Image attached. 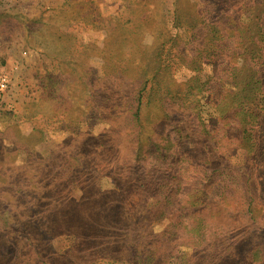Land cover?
<instances>
[{
	"label": "rangeland",
	"instance_id": "1",
	"mask_svg": "<svg viewBox=\"0 0 264 264\" xmlns=\"http://www.w3.org/2000/svg\"><path fill=\"white\" fill-rule=\"evenodd\" d=\"M223 1L211 17L209 0H0V264H261L243 255L254 228L238 215L235 256L216 236L200 253L203 238L170 234L173 213L155 206L165 190L146 198L136 184L140 148L175 182L184 162L224 174L250 164L264 219V117L243 125L241 107L247 98L264 113V57L207 26L264 13L250 6L260 0ZM234 68L261 78L246 97ZM222 172L191 197L228 192L215 221L244 201ZM186 174L207 182L208 171Z\"/></svg>",
	"mask_w": 264,
	"mask_h": 264
},
{
	"label": "trees",
	"instance_id": "2",
	"mask_svg": "<svg viewBox=\"0 0 264 264\" xmlns=\"http://www.w3.org/2000/svg\"><path fill=\"white\" fill-rule=\"evenodd\" d=\"M207 11L211 14V17L219 13L222 9L225 10L224 7L228 6L226 2L223 0H209L206 2ZM244 5V6H243ZM242 5V11L245 10V4ZM252 9L256 11H260L264 13V0H260L258 2L253 1V5H250ZM249 13V9L247 10ZM248 15L247 20H242L241 18L234 19L230 22H227L230 25V28H226V22L222 20V18H215L216 20H211L208 23V27L211 30L212 34L218 33L226 36L227 32H232L233 34H237L239 37V44L243 46L242 40L244 37V41H247V45L250 47L245 48L244 54H250L254 57V61H258L259 55L264 57V46H261V42L264 38V16H253V14ZM180 14L177 12V19H179ZM260 36L262 37L261 39ZM255 49L257 50V56L254 55ZM263 51V52H262ZM254 68V67H253ZM242 69V68H240ZM238 69H233V79H235V92L237 94H245L249 90V85L251 83L255 84L261 80V78H257L256 75L253 74L252 71L248 72L245 68L243 72H238ZM255 89L251 90V95L255 94ZM244 96V95H243ZM246 97V96H244ZM142 97L139 96L138 102L140 104ZM242 100H239L241 102ZM250 99H245L242 103L243 115L242 124L245 125L244 118L248 120L249 116L252 114H256L255 117L261 115L264 117L263 112L256 113L254 108L258 109V106H253L254 104ZM254 117V118H255ZM249 124L251 122L248 120ZM258 126L262 128L264 126L263 122L257 121ZM245 132V131H244ZM246 134V132H245ZM183 141V138L181 139ZM141 145V144H140ZM262 145V141L257 142L254 145V149L260 147ZM148 147L150 145L148 144ZM186 146L184 144H179V147L176 151V154L185 150ZM250 151V150H249ZM138 153H143L142 159L147 162L146 168H142L139 170V177L136 181L137 186L140 187L142 194L147 198L148 192L150 189H164L167 195H165L164 199L157 200V205H161L164 213L171 211L173 213L171 225L169 224L170 234H172V230L177 233V239L187 237L189 239V243L191 246L196 247L200 239L206 245L205 248H201L198 252L207 253L208 244L212 237L219 239L222 241L224 237L227 239V247L224 249L226 256H235L234 253L238 251L237 245H239V241L236 236V230L230 225V216L238 215L240 219L244 220L248 226L252 227L254 235L252 237L247 238L245 236V242H248L247 245L242 251L243 255L247 256L251 259L250 262H254V259H259V256H264V219L260 217L259 213L256 210V205L258 204V199L261 194L262 187H257L256 181L254 180V175H252V167L247 164L243 169H234L231 165H226L224 174L218 166H213L211 168H207L206 163L196 164V161L193 162H184L182 167L178 170L180 173V178L178 181H174L175 176H171L170 172L174 170V168H170V170L165 168H159L157 166L154 159V152L148 153L147 148L144 150H138ZM147 154H145V153ZM180 153L178 154V160L180 159ZM137 156V155H136ZM156 156V154H155ZM159 156V155H158ZM156 156V158L158 157ZM166 157V153L164 154ZM135 157V155H134ZM163 157L160 155V158ZM164 157V158H165ZM255 159V158H254ZM252 164V162H251ZM208 169V170H207ZM253 169V168H252ZM205 172L208 171L207 182H203V177L198 178V180H193L186 173L190 172L193 174L194 172ZM217 171L222 172L221 175H224L225 178H230L232 181H236L240 185H243V189L245 191L244 201L240 208H236L235 210L223 211L222 219L216 220L213 212V208L215 204H222L226 202L227 198H224L226 194L221 196V199L218 201H213V199L204 200L201 196H193L192 192L195 193L194 190L197 189H205L207 184L210 182L211 177ZM224 178V179H225ZM223 179V180H224ZM222 180V181H223ZM226 180L223 181V183ZM227 188H223V191H226ZM211 196V191L209 192ZM160 197V196H158ZM223 198V199H222ZM165 200V201H162ZM164 205V206H163ZM215 221V223H213ZM247 235V234H246ZM174 241L172 238L168 239L167 244H172ZM208 246V247H207ZM204 252H203V251ZM264 261L263 258L260 257V263Z\"/></svg>",
	"mask_w": 264,
	"mask_h": 264
},
{
	"label": "built area",
	"instance_id": "3",
	"mask_svg": "<svg viewBox=\"0 0 264 264\" xmlns=\"http://www.w3.org/2000/svg\"><path fill=\"white\" fill-rule=\"evenodd\" d=\"M6 87H7V81H6L5 79H3V80L1 81V88L4 89V88H6Z\"/></svg>",
	"mask_w": 264,
	"mask_h": 264
}]
</instances>
